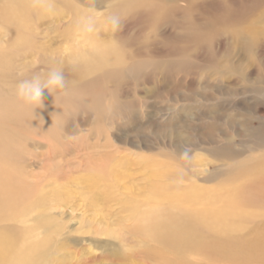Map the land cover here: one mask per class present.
I'll return each mask as SVG.
<instances>
[{
    "label": "rangeland",
    "instance_id": "374dc122",
    "mask_svg": "<svg viewBox=\"0 0 264 264\" xmlns=\"http://www.w3.org/2000/svg\"><path fill=\"white\" fill-rule=\"evenodd\" d=\"M54 4L0 19V127L18 194L38 198L23 224L47 240L43 264H262L171 247L137 226L151 208L176 220L191 209L153 204L159 194L195 184L233 197L264 167V0H94L90 39L76 30L90 0ZM112 15L123 21L115 34ZM53 66L67 94H46L34 116L16 85ZM243 209L257 213L232 236L264 221V201Z\"/></svg>",
    "mask_w": 264,
    "mask_h": 264
},
{
    "label": "bare ground",
    "instance_id": "6f19581e",
    "mask_svg": "<svg viewBox=\"0 0 264 264\" xmlns=\"http://www.w3.org/2000/svg\"><path fill=\"white\" fill-rule=\"evenodd\" d=\"M31 11H36L31 6V0H0V19L7 15L11 21L21 22ZM233 37L239 45L248 47H253L254 38H257L242 33ZM104 49V45H98L95 52L97 50L98 55H102L106 53ZM5 133L0 127V220H11L19 226H0V264H43L47 240L33 237L31 234L36 229L23 224L24 215L38 205V198L18 194L12 162L16 155L14 143L8 140ZM246 178L236 187L233 197L220 196L216 189L195 184L189 185L185 191L159 194L152 198L153 204L165 205V208L173 204L181 206V209L185 205L191 209L183 208V216L176 220L165 216V210L158 214L151 208L139 216L137 229L171 247L183 246L217 259L255 260L264 264V221L245 236L230 234L242 228L244 219L257 213H246L244 203L258 205L264 201V167L255 168L254 173ZM243 192L252 196L237 198L236 195L242 196ZM196 206L198 208H194ZM205 231L207 234L204 235Z\"/></svg>",
    "mask_w": 264,
    "mask_h": 264
},
{
    "label": "clouds",
    "instance_id": "9594fccd",
    "mask_svg": "<svg viewBox=\"0 0 264 264\" xmlns=\"http://www.w3.org/2000/svg\"><path fill=\"white\" fill-rule=\"evenodd\" d=\"M31 6L40 14L49 15L55 10L54 0H31ZM96 12L94 0H90V7L85 9V14L78 20L76 25L77 34L83 38L90 39L95 32V16ZM113 34L122 31L123 21L118 15H112L107 18ZM95 50V49H94ZM79 57L72 60L71 63L75 67L79 62ZM68 83L62 68L53 66L41 76L37 73L30 78L22 79L16 85L15 95L18 101L25 107L31 109L35 116L37 109L45 108V96L66 95ZM42 119V118H41ZM185 159L188 158V150L182 153Z\"/></svg>",
    "mask_w": 264,
    "mask_h": 264
}]
</instances>
